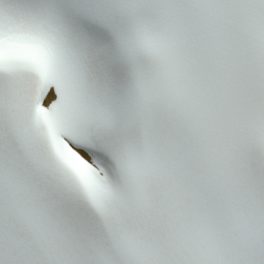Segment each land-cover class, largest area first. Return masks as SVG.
Returning a JSON list of instances; mask_svg holds the SVG:
<instances>
[{
  "label": "snow or ice",
  "instance_id": "6c2138e0",
  "mask_svg": "<svg viewBox=\"0 0 264 264\" xmlns=\"http://www.w3.org/2000/svg\"><path fill=\"white\" fill-rule=\"evenodd\" d=\"M0 264H264V0H0Z\"/></svg>",
  "mask_w": 264,
  "mask_h": 264
}]
</instances>
